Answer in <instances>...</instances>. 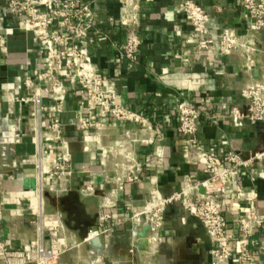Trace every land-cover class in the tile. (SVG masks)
<instances>
[{
    "label": "crops",
    "instance_id": "obj_1",
    "mask_svg": "<svg viewBox=\"0 0 264 264\" xmlns=\"http://www.w3.org/2000/svg\"><path fill=\"white\" fill-rule=\"evenodd\" d=\"M32 1L42 11L55 2ZM82 1L91 8L93 26L78 42L106 77L108 89L120 95L126 108L145 116L150 129L143 131L139 125L113 118L101 119L96 111L89 110L85 92L74 80L64 77L66 59L49 61L55 47L37 43L32 32L20 31L17 18L0 0V236L9 247L25 249L39 242L48 245L50 238L58 235L67 245L59 264H211L210 238L180 201L166 206L160 239L151 241L146 256L135 247L136 235L146 223L142 214L155 193L162 199L182 190L192 199L205 193L204 188L192 189L207 175L188 160L186 138L179 132L178 104L186 101L202 108L198 134L201 149L218 156L233 149L250 158L264 135V126L246 122L244 127H236L230 115L235 108L246 110L242 90L259 73L246 71L242 52L205 61L188 42L192 26L177 9L186 0H141L138 32L143 46L139 65L129 70L128 63L117 56L128 35L118 0ZM195 1L220 26L241 36L248 35L253 26L239 0ZM255 41L258 49L264 47V31ZM258 59H264L263 55L259 53ZM44 71L60 77L68 91L65 111L53 113V102L47 101L48 110L42 118L40 138L47 156L43 160L44 194L40 197L31 107L16 99L28 93L24 78L30 76L36 81ZM55 122L63 127L61 139L49 131ZM83 122L93 125L82 128ZM96 123L100 125L96 127ZM16 135L20 136L18 142ZM63 139L68 142L70 160L66 166L72 173L66 178L52 177L53 160L64 151ZM240 174L242 193L230 188L217 196L233 246L242 238L240 219L250 209L264 214V163L256 161L242 168ZM107 203L110 207H105ZM86 224L94 225L89 233L110 229L98 237V246L80 239ZM257 240L252 249L254 264H264V228Z\"/></svg>",
    "mask_w": 264,
    "mask_h": 264
},
{
    "label": "built area",
    "instance_id": "obj_2",
    "mask_svg": "<svg viewBox=\"0 0 264 264\" xmlns=\"http://www.w3.org/2000/svg\"><path fill=\"white\" fill-rule=\"evenodd\" d=\"M3 1L8 12L17 18V28L20 31L32 32L37 43H48L55 47L56 51L48 58L49 61L53 62L56 58L66 59L67 71L64 77L74 80L85 92L89 110L96 111L101 119L113 118L119 122L139 125L143 131L150 129L147 127L145 116L126 108L121 103L120 95L108 89L106 77L88 59L78 42L88 36V29L93 26L89 4L83 3L82 0H55L50 9L42 11L32 0ZM118 2L124 11L122 24L126 27L128 35L117 56L120 61L128 63L129 70H134L140 63L143 46L138 32L142 21V4L141 0ZM239 3L246 17L253 22L246 36L239 35L234 29L220 26L195 0L183 1L177 9L186 16L192 26L188 42L194 45L196 52L202 55L205 61L213 62L221 55L242 52L246 58V71L251 75L255 70L258 71V78L246 84L242 90L246 110L235 108L230 120L236 127H244L246 122L264 126V59H258L259 53L264 57V47L258 49L255 41L257 34L264 31V0H239ZM23 81L28 93L16 101L31 107L37 145V154L34 157L38 171L37 192L42 197L43 160L47 156L40 138L42 118L48 110L47 101L53 102L50 107L53 113L61 114L65 111V96L68 90L62 79L51 71L41 72L36 81L30 76H26ZM177 115L179 132L186 138L188 160L193 165L200 166L207 175L206 179L195 183L192 189L204 188L205 193L196 199H192L186 190L169 199H162L155 193L142 214L145 217V225L151 227V241L160 239L159 230L166 206L173 201H180L187 214L200 221L210 238L213 245L211 264H231L232 261L238 264H254L256 255L252 249L258 244L257 234L264 228V214L250 209L246 217L240 219L239 230L242 238L237 246H233L228 235L227 219L218 205L217 196L226 193L230 188L242 193L239 184L241 169H247L256 161L264 163V152L245 160L241 152L233 149L223 156L205 151L200 148L198 137L202 108L183 101L177 106ZM92 125L91 122H83L82 128ZM99 125L95 124L96 127ZM62 128L57 122L49 125V131L56 139H61ZM16 138L17 142L20 141L19 135H16ZM62 143L64 151L53 160L55 169L51 173L52 177L66 178L72 173L70 167L66 166L70 160L68 142L63 139ZM88 191L94 193L92 187H88ZM105 207H110V204H105ZM106 218H110V215H106ZM109 231L110 229L91 231L89 237H99ZM66 251L67 245L58 235H53L48 245L39 242L25 249L9 247L0 236V264H59ZM95 261L98 262V259Z\"/></svg>",
    "mask_w": 264,
    "mask_h": 264
},
{
    "label": "water",
    "instance_id": "obj_3",
    "mask_svg": "<svg viewBox=\"0 0 264 264\" xmlns=\"http://www.w3.org/2000/svg\"><path fill=\"white\" fill-rule=\"evenodd\" d=\"M256 75H258V71L255 70ZM264 152V135L260 139L259 145L253 150L252 157H255L257 154H261ZM247 160L249 157H244ZM32 188L35 189V182H32ZM94 225L86 224L84 228L81 229V233L79 235L80 239L84 242L89 238V227H93ZM150 236H151V227L149 225H144L141 231L137 234L138 241L135 243V247L141 253L142 256H146L150 251Z\"/></svg>",
    "mask_w": 264,
    "mask_h": 264
},
{
    "label": "bare ground",
    "instance_id": "obj_4",
    "mask_svg": "<svg viewBox=\"0 0 264 264\" xmlns=\"http://www.w3.org/2000/svg\"><path fill=\"white\" fill-rule=\"evenodd\" d=\"M107 172H108V171H107ZM112 177H113V176H112ZM112 177H111V178H112ZM98 241H99V240H98V237L93 236V235L90 236V237L88 238V242L91 243V244H93V245H95V246H98ZM153 247H156V246L153 245Z\"/></svg>",
    "mask_w": 264,
    "mask_h": 264
}]
</instances>
